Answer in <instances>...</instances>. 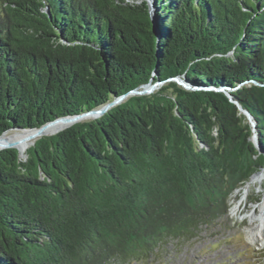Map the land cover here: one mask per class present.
Instances as JSON below:
<instances>
[{
  "label": "trees",
  "instance_id": "trees-1",
  "mask_svg": "<svg viewBox=\"0 0 264 264\" xmlns=\"http://www.w3.org/2000/svg\"><path fill=\"white\" fill-rule=\"evenodd\" d=\"M154 6L156 38L125 0H0V136L179 77L239 87L264 153V0ZM251 136L223 93L166 83L0 151V264H146L228 215L264 168Z\"/></svg>",
  "mask_w": 264,
  "mask_h": 264
},
{
  "label": "rangeland",
  "instance_id": "rangeland-1",
  "mask_svg": "<svg viewBox=\"0 0 264 264\" xmlns=\"http://www.w3.org/2000/svg\"><path fill=\"white\" fill-rule=\"evenodd\" d=\"M156 10L155 7L154 13ZM205 89L229 90L223 87ZM19 130H7L4 135L10 136L13 132L16 134L21 132ZM256 137L258 139L257 128ZM255 148L258 151L257 146ZM258 154L264 156L261 150ZM246 186L232 196L226 217L209 228H203L193 240H170L146 264H264V232L259 234L260 241L256 244L248 239L251 218H255L264 199V168L256 174L247 193ZM239 204V212L232 213L231 208Z\"/></svg>",
  "mask_w": 264,
  "mask_h": 264
},
{
  "label": "water",
  "instance_id": "water-1",
  "mask_svg": "<svg viewBox=\"0 0 264 264\" xmlns=\"http://www.w3.org/2000/svg\"><path fill=\"white\" fill-rule=\"evenodd\" d=\"M125 3L130 4L132 6H135L138 9V12L141 15V20L144 21L142 23L146 24L150 27L151 33L156 38L157 24L158 23L156 21L155 13H154V8H155L154 7V0H125ZM46 12L48 13L47 9H46ZM166 83H175L177 86L181 87L182 89H184L186 91H191V92L192 91H201V90L208 91V89L200 88V87H197L195 85L188 83L185 78H179V77L178 78H171L165 82L150 81L148 84H145V85H142L138 88H135V89L129 91L128 93H126L122 96L115 97L112 101L107 102L106 104H104L103 106H101L97 109L90 110V111L85 112V113L80 114V115L57 118L56 120L49 122V123H47V124H45L39 128L30 129V130H34L33 138L35 137V138H37L36 140H38L42 137H51V136H54V135H56V134H58L64 130L70 128L71 126H73L75 124L97 120V119L101 118L102 116H104L112 108L119 106L120 104L124 103L128 98L134 97V96L151 95V94L159 91L162 88V86ZM254 84L258 85L257 83H254ZM237 88H239V87H237ZM236 89H229V90L225 89L226 91H216V92L223 93L229 99V101L237 107L239 112L245 116L248 124L251 127V132H252L251 141H252L254 146H257L258 151L260 152L258 139L256 137V123H255V121L253 120V118L250 116V114L246 110L241 108L239 103L237 101H235L230 94L232 91H234ZM56 123H64V124H66V126L62 130L58 131L55 134L45 135L44 134L45 128L49 125L56 124ZM35 142L36 141H34L32 143L31 147L34 145ZM0 148H1L0 151L6 150V149H15L18 152L20 159H22V158H24L22 160L26 159V154L24 156H21L18 149L12 144H0ZM255 175H253L250 179H252Z\"/></svg>",
  "mask_w": 264,
  "mask_h": 264
},
{
  "label": "bare ground",
  "instance_id": "bare-ground-1",
  "mask_svg": "<svg viewBox=\"0 0 264 264\" xmlns=\"http://www.w3.org/2000/svg\"><path fill=\"white\" fill-rule=\"evenodd\" d=\"M66 124L64 123H56L49 125L45 128L44 134L45 135H52L57 133L58 131L62 130ZM21 132L16 133L13 132L12 135H4L3 133L0 136V144H12L14 145L21 156H24L26 153V150L28 147L32 145L34 141H36L37 138H33L34 130L26 129V130H19ZM10 132V131H8ZM15 134V135H14ZM4 135V136H3ZM1 150V148H0ZM256 176V175H255ZM254 176V177H255ZM254 177L250 179V181L246 184V193L248 192V188L251 183H254ZM248 189V190H247ZM240 204L236 205L235 207L231 208L232 213H238L240 210ZM258 212L255 216V218H251L250 225L248 227V239L252 244H256L257 242L260 241L259 239V234H262L264 232V199L262 203L258 207ZM256 210V209H255ZM253 210V212L255 211ZM256 212V211H255Z\"/></svg>",
  "mask_w": 264,
  "mask_h": 264
}]
</instances>
